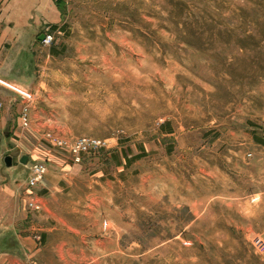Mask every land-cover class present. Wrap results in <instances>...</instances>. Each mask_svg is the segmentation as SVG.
Masks as SVG:
<instances>
[{"label":"rangeland","instance_id":"rangeland-1","mask_svg":"<svg viewBox=\"0 0 264 264\" xmlns=\"http://www.w3.org/2000/svg\"><path fill=\"white\" fill-rule=\"evenodd\" d=\"M5 28L0 174L46 164L22 264H264V194L207 198L246 172L264 189V0H52ZM79 136L104 145L74 162Z\"/></svg>","mask_w":264,"mask_h":264},{"label":"crops","instance_id":"crops-1","mask_svg":"<svg viewBox=\"0 0 264 264\" xmlns=\"http://www.w3.org/2000/svg\"><path fill=\"white\" fill-rule=\"evenodd\" d=\"M0 2L2 8L3 5L5 6V9H0V25H6V32L2 35L4 39L12 41L21 40L24 31L31 32L32 25L46 16L52 7V0H2ZM1 119L2 116H0ZM219 174L225 177L222 171ZM244 175L252 178L249 186L219 183V186L216 185L219 188L213 194L208 188V200L231 201L239 198L246 202L247 196L241 197V195L264 194L262 183L258 181L257 184L255 179L257 174L246 172ZM258 176L260 178V173ZM19 179L17 183L11 182L6 179V176L0 174V232L12 237L11 241L0 243V264H22V256L37 250L38 246V236L35 233L40 228L35 219L40 216L39 211L43 206L41 200L45 198L41 192H34L28 186V173L26 176H20ZM28 202L37 204L39 208L35 210L29 207Z\"/></svg>","mask_w":264,"mask_h":264},{"label":"built area","instance_id":"built-area-1","mask_svg":"<svg viewBox=\"0 0 264 264\" xmlns=\"http://www.w3.org/2000/svg\"><path fill=\"white\" fill-rule=\"evenodd\" d=\"M52 39L53 36L51 34L45 33L41 42L48 44L52 41ZM7 86L10 87L11 89L16 90L21 95L22 99L30 98V95L27 92H23L22 90H17L16 87H13L11 85H7ZM20 120L22 121V124L24 126L27 125L28 122L27 105L23 107ZM262 131L264 134V125L262 126ZM103 145H104V141H101L98 138L92 136H79L69 143L68 153L71 159L74 162H77L79 161L82 154L95 151ZM45 172H46V164L44 162H33L29 166V174L27 179L28 186L30 188H34L35 186H37V184L43 179ZM27 205L29 207L34 208L35 210L39 208V206L37 204H34L33 202H28Z\"/></svg>","mask_w":264,"mask_h":264},{"label":"water","instance_id":"water-1","mask_svg":"<svg viewBox=\"0 0 264 264\" xmlns=\"http://www.w3.org/2000/svg\"><path fill=\"white\" fill-rule=\"evenodd\" d=\"M43 37H44L43 34H41V35L38 36L39 40H42ZM26 158H27L26 156H23V157L20 159V161H21L22 163H25V162H26ZM4 161H5L6 166H10V165H11L12 160H11V157H10V156H6L5 159H4Z\"/></svg>","mask_w":264,"mask_h":264},{"label":"trees","instance_id":"trees-1","mask_svg":"<svg viewBox=\"0 0 264 264\" xmlns=\"http://www.w3.org/2000/svg\"><path fill=\"white\" fill-rule=\"evenodd\" d=\"M256 140H257V138H256ZM257 141L261 142L260 140H257ZM137 157H139V156L138 155L137 156H134V158H137Z\"/></svg>","mask_w":264,"mask_h":264}]
</instances>
